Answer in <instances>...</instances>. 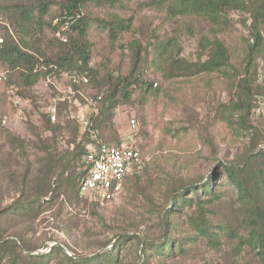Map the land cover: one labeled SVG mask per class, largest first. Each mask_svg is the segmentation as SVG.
Here are the masks:
<instances>
[{
    "label": "rangeland",
    "instance_id": "1",
    "mask_svg": "<svg viewBox=\"0 0 264 264\" xmlns=\"http://www.w3.org/2000/svg\"><path fill=\"white\" fill-rule=\"evenodd\" d=\"M36 1L0 0V23L10 26L15 41L21 35L8 12L20 5L34 9ZM149 2L97 0L80 9L88 25L90 61L77 72L89 78L82 87L86 94L103 97L98 142L121 145L130 121L138 122L135 146L143 169L112 203L96 205L77 192L84 155L94 142L70 117L67 105L57 104V121H48L57 96L53 85L46 86L48 73L26 85L19 71L0 63V243H11L0 264H74L67 257L113 255L120 241L121 264H263L247 241L258 217L264 219V51L246 64L251 19L232 11L228 28L217 34L229 50L230 66L168 80L153 59L158 46L168 43L174 59L204 62V39L213 35L204 18H171L166 8ZM63 12L61 1L53 2L44 34L24 40L29 48H40L44 65L56 67L63 44L78 39L71 27L62 32L55 26ZM114 18L123 27L115 43L107 28ZM59 30L67 42L58 37ZM139 48L141 60L134 68ZM63 67L56 68L54 79L61 88L68 84L61 74L74 73L68 64ZM127 77L135 84L126 85ZM242 80L248 86L240 87ZM151 83L158 91L148 94ZM117 84L118 104L105 111ZM123 84L127 98L120 97ZM10 90L22 98L20 105L11 102ZM78 102L73 110L89 116L92 108ZM206 183L219 200L211 202L200 192ZM188 187L199 191L198 200L175 209L179 195H191L184 192ZM166 212L172 225L165 229ZM164 237L171 253L156 250ZM147 242L154 245L146 249ZM53 247L62 252L50 254ZM42 254L50 257L32 259Z\"/></svg>",
    "mask_w": 264,
    "mask_h": 264
},
{
    "label": "trees",
    "instance_id": "2",
    "mask_svg": "<svg viewBox=\"0 0 264 264\" xmlns=\"http://www.w3.org/2000/svg\"><path fill=\"white\" fill-rule=\"evenodd\" d=\"M56 0H37V6L31 9L27 6L20 5L13 9V11L8 12V20L10 24L14 27L17 35H21L20 41H15L8 33H11V28L8 24L0 25L2 32V41L0 42V63L7 66L10 70H17L20 73L21 81L26 85L35 84L41 76L45 73L43 70H38L39 66H43L46 62L39 58L40 48L28 45L25 43L27 37L36 38L37 36L43 35L45 28L48 25L44 18L49 12V6ZM63 9V15L61 16L60 26L68 23V29H72L78 32V39L72 40L66 44H63V50L61 52L60 58L56 63V68L63 70V65L68 64V67L73 69L74 73L81 74L78 71H82L89 65L90 61V50L86 41L88 25L83 22L82 14L80 13L81 6L86 4L88 1L97 0H60ZM149 6L153 8H166L169 17L177 16H197L204 18L210 25L212 39L205 38L203 46L208 51L207 59L204 62L198 61L195 63L189 62L183 59H174L169 55V45L168 43L160 44L156 51L152 54L154 62L161 70L165 79H172L175 77H191L204 73L218 72L226 67L230 66V53L226 48L224 43L218 39L217 34L226 30L230 24L229 13L232 11H241L249 15L251 19V38L253 43L249 45L245 59L246 64L251 66L258 56H260L264 51V0H150ZM36 10L38 13H35ZM122 20L114 18L107 23L108 31L110 32V39L115 43L117 40L118 32L123 27ZM263 28V29H262ZM7 33V37L4 35ZM35 44V43H34ZM137 43L134 48H137ZM29 49L36 50L35 52ZM136 53L134 68H138L141 60V51ZM48 66V65H46ZM68 68V69H69ZM66 69V70H68ZM70 69V70H71ZM57 70V69H56ZM245 75L247 73H244ZM83 75V74H81ZM118 82H121L118 79ZM240 87L248 86L246 80L240 81ZM124 83L126 85L135 84L132 78H125ZM123 84L124 89L121 90L120 97L127 98L129 93L127 91V86ZM154 85H157L155 83ZM157 86L153 88L152 83L147 86L146 93L157 92ZM119 84L116 85L115 91H113L108 97V103L105 111H113V108L118 104L116 97V91ZM100 112L94 121V129L97 131V123L99 120ZM48 121L51 123L48 116ZM52 124V123H51ZM84 164V163H83ZM86 171H84L85 177ZM83 177V178H84ZM135 177V176H134ZM129 180V179H128ZM82 181V180H81ZM79 182V185L81 183ZM79 185H77V192L79 193ZM200 192L203 193L205 197L211 198V202L219 200V196L216 192L212 190V185L206 183L199 188ZM184 192H190L191 195H179L174 208L179 207L178 204L182 206L190 205L193 201L198 200V193L195 188L188 187ZM80 196V195H79ZM250 196V195H246ZM43 202V201H42ZM93 203V202H92ZM174 205L172 201L169 204ZM168 208H166V211ZM171 215L166 212L164 216V226L165 229L172 225L170 221ZM261 215L258 217V222L256 227L251 232L248 237V244L252 246L256 251L259 258L264 264V223L263 217L261 220ZM121 242V241H120ZM120 242L118 243L116 254L111 255L109 252L104 253L99 256L92 257H78L72 258L67 257L69 261L74 264H121L119 260L120 254ZM9 242L0 243V262H2L3 256L6 250L10 247ZM153 242H147L145 248L153 246ZM168 248V252L171 253V244L166 237L160 242L159 247L156 250H163ZM62 252L59 247H53L50 254L55 252ZM146 251V250H145ZM50 257L49 254L35 255L32 259H41Z\"/></svg>",
    "mask_w": 264,
    "mask_h": 264
},
{
    "label": "built area",
    "instance_id": "3",
    "mask_svg": "<svg viewBox=\"0 0 264 264\" xmlns=\"http://www.w3.org/2000/svg\"><path fill=\"white\" fill-rule=\"evenodd\" d=\"M1 25V23H0ZM55 26L62 32L68 29V23L60 26L58 21ZM57 32L58 37L67 42L61 31ZM0 28V42L2 41ZM38 70H43L46 75V86L53 85L57 96L53 99L54 108L48 114L51 123L57 121L56 105L64 104L70 107V117L75 119L92 140L93 144L88 147L84 155L83 163L86 171L85 177L79 185V195L89 199L96 205H106L119 199L124 192V186L128 179L136 176L143 169V156L138 147L135 146L134 134L138 129V122L135 119L130 121V131L121 145H110L98 142L97 132L94 129L95 118L99 114V106L103 103L102 95H88L82 87L89 85V78L86 75L76 73H63L67 78L68 84L61 88L57 82L56 67L53 65L39 66ZM2 78L0 77V82ZM157 86V85H154ZM11 102L18 106L22 103V98L15 91H9ZM83 101L88 107L92 108L89 116L74 111L73 107L79 106Z\"/></svg>",
    "mask_w": 264,
    "mask_h": 264
}]
</instances>
